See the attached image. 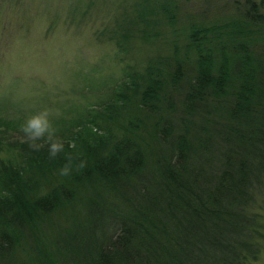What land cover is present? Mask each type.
Returning <instances> with one entry per match:
<instances>
[{"label":"trees","instance_id":"obj_1","mask_svg":"<svg viewBox=\"0 0 264 264\" xmlns=\"http://www.w3.org/2000/svg\"><path fill=\"white\" fill-rule=\"evenodd\" d=\"M235 6L223 24L179 27L173 0H143L136 8L129 3L125 15L135 22L137 36L158 38L164 26L173 29L162 41L167 51L151 57L143 72L125 75L122 84L128 87L121 100L126 104L131 93L129 105H115L122 84L102 85L100 110L86 114L72 141L82 143L76 139L86 129L84 140L95 133L99 139L123 135L95 151L93 162L74 179L57 176L59 183L44 195L35 188L24 197L29 206L0 188V264L259 260L264 253V0H235ZM118 25L114 34L126 40L134 27ZM125 43L116 40L120 51ZM116 110L121 115L101 128ZM63 140L66 149L71 139ZM15 148L28 149L22 143ZM16 166L0 162L8 173H19Z\"/></svg>","mask_w":264,"mask_h":264},{"label":"rangeland","instance_id":"obj_2","mask_svg":"<svg viewBox=\"0 0 264 264\" xmlns=\"http://www.w3.org/2000/svg\"><path fill=\"white\" fill-rule=\"evenodd\" d=\"M142 1L0 0V144L8 143L12 147L6 149L0 145V162H13L20 169L17 174L0 169V188L13 193V198L22 205L29 206L24 197L29 192L35 193V188L41 190L39 195H44L52 184L59 183L56 177L67 158L72 159L69 177L74 179V173L81 170L77 169L81 161L88 166L95 158V151L118 142L115 138H122V132H115L114 136L105 134L109 137L101 139L95 133L84 140L86 129L76 139L82 143L72 141L77 131L81 132L86 114L100 110L104 83L120 85L127 73L143 72L151 57L166 53V41L165 44L162 41L167 33L171 36L172 28L164 26L166 34L163 32L156 38L151 33L146 40L136 35L135 22L125 15L129 3L136 8L137 2ZM173 1L179 27L195 23L223 24L236 7L235 0ZM118 23L130 30L134 27L126 40L116 35L119 33L114 34ZM116 40L126 42L123 51L116 46ZM127 87L126 83L120 86L115 102L118 107L130 103L131 93L126 104L121 100ZM136 88V84L131 86L133 91ZM45 110L55 132L52 141L66 144L68 140L63 139H71L56 159H49L47 134L33 141L23 132L29 118ZM107 115L108 120L101 122V128H109L113 118L121 114L116 110ZM2 126L8 127L7 130ZM99 135L103 136L104 131ZM16 143L28 149L23 153L15 148ZM36 145L42 148L41 153L31 151ZM67 177L63 176L62 181ZM252 264H264V253Z\"/></svg>","mask_w":264,"mask_h":264},{"label":"clouds","instance_id":"obj_3","mask_svg":"<svg viewBox=\"0 0 264 264\" xmlns=\"http://www.w3.org/2000/svg\"><path fill=\"white\" fill-rule=\"evenodd\" d=\"M49 113L47 110L38 113L35 116L29 118L26 122L23 132L26 136H28L31 140H39L45 137L47 134L49 139V159H56L57 156L63 152V144L60 142L52 141V136L55 134L54 130L51 127L50 121L48 119ZM32 146V145H30ZM34 150H39V145L34 146ZM85 167V162L81 161L77 165V169H83ZM72 172V159L67 158V162L60 169V175L67 176Z\"/></svg>","mask_w":264,"mask_h":264}]
</instances>
